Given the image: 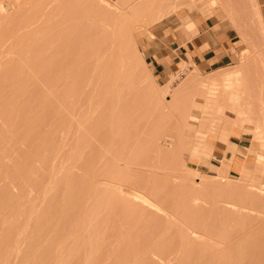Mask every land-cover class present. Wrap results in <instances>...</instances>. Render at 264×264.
Masks as SVG:
<instances>
[{"label": "rangeland", "instance_id": "rangeland-1", "mask_svg": "<svg viewBox=\"0 0 264 264\" xmlns=\"http://www.w3.org/2000/svg\"><path fill=\"white\" fill-rule=\"evenodd\" d=\"M199 14L234 64L159 75ZM0 264H264V0H0Z\"/></svg>", "mask_w": 264, "mask_h": 264}, {"label": "crops", "instance_id": "crops-1", "mask_svg": "<svg viewBox=\"0 0 264 264\" xmlns=\"http://www.w3.org/2000/svg\"><path fill=\"white\" fill-rule=\"evenodd\" d=\"M189 22L163 23L154 30V37L142 44L145 61L159 75L180 64L199 71H214L234 64L236 54L242 47L241 36L219 16H188ZM177 25V26H176ZM188 26H191L188 28ZM215 149V148H214ZM220 156L226 148L217 152ZM232 166L231 171H236Z\"/></svg>", "mask_w": 264, "mask_h": 264}, {"label": "bare ground", "instance_id": "bare-ground-1", "mask_svg": "<svg viewBox=\"0 0 264 264\" xmlns=\"http://www.w3.org/2000/svg\"><path fill=\"white\" fill-rule=\"evenodd\" d=\"M215 3V2H214ZM260 10V9H259ZM261 55V54H260ZM243 65V64H242ZM238 78V77H237ZM203 84V83H202ZM233 94V93H232ZM132 196L134 197V198H136V199H139V200H141V201H143V202H145V203H147V204H151L152 205V203L150 202V200L147 198V197H145V196H141V195H139V194H137L136 192H133L132 193ZM153 206H154V204H153ZM193 233H195V232H193ZM196 234V233H195ZM205 250V249H204Z\"/></svg>", "mask_w": 264, "mask_h": 264}, {"label": "built area", "instance_id": "built-area-1", "mask_svg": "<svg viewBox=\"0 0 264 264\" xmlns=\"http://www.w3.org/2000/svg\"><path fill=\"white\" fill-rule=\"evenodd\" d=\"M183 76V73L182 72H179L178 73V78H181Z\"/></svg>", "mask_w": 264, "mask_h": 264}]
</instances>
